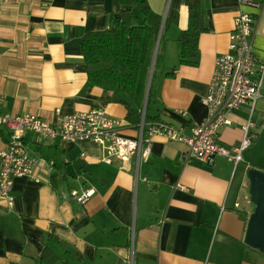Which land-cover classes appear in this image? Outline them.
Wrapping results in <instances>:
<instances>
[{
    "label": "crops",
    "instance_id": "crops-1",
    "mask_svg": "<svg viewBox=\"0 0 264 264\" xmlns=\"http://www.w3.org/2000/svg\"><path fill=\"white\" fill-rule=\"evenodd\" d=\"M244 1L256 6L198 0L204 32L198 64L186 66L178 41L188 26L185 0H147L161 28L138 76L134 103L141 120L146 113L147 123L188 132L206 117L214 61L228 52L238 13L257 19L252 52L264 60V0ZM126 14L142 21L130 0H0V113L56 126V111L101 109L121 121L123 137L136 139L125 109L89 85L81 52L84 36ZM227 117L231 125L219 129L217 142L228 149L239 144L249 119L254 125L255 139L237 165L217 157L211 165L183 166V144L153 137L148 161L136 167L131 159L122 168L118 159L104 162V150L90 140L47 141L26 132L29 156L52 169L36 168L38 181L14 178L12 201L0 199V264H264V255L244 243L254 211L247 171L264 172V84L251 117L247 106ZM8 141L0 127V151ZM72 190L93 194L79 204Z\"/></svg>",
    "mask_w": 264,
    "mask_h": 264
},
{
    "label": "built area",
    "instance_id": "built-area-1",
    "mask_svg": "<svg viewBox=\"0 0 264 264\" xmlns=\"http://www.w3.org/2000/svg\"><path fill=\"white\" fill-rule=\"evenodd\" d=\"M240 4L256 6L244 0H240ZM256 26L257 19L254 16L238 13L229 35L228 52L217 56L214 61L203 100L207 115L201 122L192 124L188 132L163 122L145 123L142 118L137 138L129 139L121 135V121L108 116L101 109L65 116H60L59 111H56V126L29 114L12 117L0 113V127L9 135L7 149L0 151V199L10 204L14 178L25 177L38 181L34 175L36 168L52 169L51 163L29 156L24 143L26 132L47 141L57 138L69 142L90 140L104 150V162L110 163L111 159L115 158L121 161L122 168L131 159L135 160L136 167L146 163L150 157L153 137L183 144L185 150L179 156V163L183 166L194 162L211 165L217 157H224L237 165L241 161L242 152L248 149L255 139V135L250 132L254 127L251 119L243 127L241 141L231 149L217 142V133L222 127L231 125L227 116L234 110L247 106L251 117L255 104L261 97L264 60H257L252 52ZM2 99L0 91V105ZM135 176L137 177V173ZM92 194V191L79 194L72 190L70 197L77 203L84 204ZM130 240L133 243V234Z\"/></svg>",
    "mask_w": 264,
    "mask_h": 264
},
{
    "label": "trees",
    "instance_id": "trees-1",
    "mask_svg": "<svg viewBox=\"0 0 264 264\" xmlns=\"http://www.w3.org/2000/svg\"><path fill=\"white\" fill-rule=\"evenodd\" d=\"M142 17L123 15L120 21L112 20L104 31L87 34L81 41V52L90 86L110 94L111 103L126 111V122L138 129L141 112L134 100L140 69L144 66L148 46L156 40L161 28V18L152 12L147 0H130ZM188 9V26L181 33L179 63L186 66L198 64V38L204 27L198 0H185ZM167 20L163 26L165 30ZM144 121H149L145 113Z\"/></svg>",
    "mask_w": 264,
    "mask_h": 264
},
{
    "label": "water",
    "instance_id": "water-1",
    "mask_svg": "<svg viewBox=\"0 0 264 264\" xmlns=\"http://www.w3.org/2000/svg\"><path fill=\"white\" fill-rule=\"evenodd\" d=\"M247 179V193L254 211L247 222L244 243L264 255V172L249 169Z\"/></svg>",
    "mask_w": 264,
    "mask_h": 264
}]
</instances>
